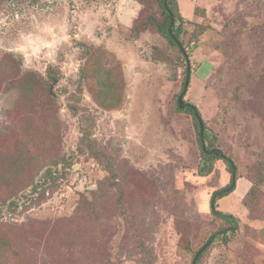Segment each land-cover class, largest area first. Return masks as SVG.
<instances>
[{"label":"rangeland","instance_id":"rangeland-1","mask_svg":"<svg viewBox=\"0 0 264 264\" xmlns=\"http://www.w3.org/2000/svg\"><path fill=\"white\" fill-rule=\"evenodd\" d=\"M175 3L186 57L158 0H0V264H264V0Z\"/></svg>","mask_w":264,"mask_h":264},{"label":"trees","instance_id":"trees-1","mask_svg":"<svg viewBox=\"0 0 264 264\" xmlns=\"http://www.w3.org/2000/svg\"><path fill=\"white\" fill-rule=\"evenodd\" d=\"M161 8H162V19L161 20H156L154 19L152 22L154 23V25L156 26V29L158 31L159 34H161L162 36H164L169 43L175 45L176 47H178V49L180 50V52L184 55V53L181 51L180 47L177 45V43L174 41V39L172 38L171 34H173L178 41L180 42L181 46L182 43L179 39V34L181 32L180 27H174V22L172 25V29H171V34L169 33V26H170V22H171V16H173L174 20L175 18H177V16H179V11L177 8V4L175 3V0H167L166 1V7L164 5V0H158ZM136 32H138L137 29H135ZM183 47V46H182ZM185 56V55H184ZM101 70V66L97 65V68L95 69V71L97 73H95L96 75V79H97V84H98V89H97V99L100 103V105L105 106V107H109L112 108L114 106H116L119 102L120 96L118 94H114L112 91V81L110 80V74L109 72H104L103 68ZM100 71V72H99ZM56 81L55 77H51V82ZM185 83V81H184ZM49 84V85H50ZM25 86V83L23 82V80H20V84L19 87L22 88ZM183 88H184V84H183ZM182 88V90H183ZM23 89V88H22ZM103 93H112V95H109L108 97H106L105 95H103ZM181 93V92H180ZM178 98V97H177ZM178 105V102H177ZM179 109H183L184 111L188 112L189 114H191V116L194 119L195 122V126L196 128H198V140H199V144H200V151H201V155H202V164L200 166V172H204V171H210L211 167H212V159L213 158H219L220 156L215 155L214 153H210L209 150L213 149L212 147H209L208 145L205 144V149L208 151H204L202 146H201V137H200V129H199V123L198 120L195 116V114L193 113V111L191 110L190 107H184V108H180L178 106ZM198 110V109H197ZM199 115V112H198ZM200 116V115H199ZM204 128V126H203ZM208 135L205 132V130H203V138L205 141V138H207ZM222 158V157H221ZM225 165H226V169L227 171L231 174V181L228 185H226L224 188L217 190L215 192V196L217 195V199L225 196L226 194H228L229 192H231L234 189V186H232L231 184L234 182L235 180V164L233 163V161L231 160V158L229 157H225L223 158ZM42 177H44V180H47V175L43 174ZM15 202L13 200L10 199H6L5 201H3L2 205H5L4 208L2 209H7V208H11V206L14 204ZM213 214L218 215L221 218L224 219H228L227 216L219 214L217 212L212 211ZM226 236V232H223L221 234V237H225ZM217 235L213 234L209 237V239L203 244V246L197 250L196 254H195V259L198 260L203 253L206 251V249L210 246V243L214 240V238H216ZM226 239V238H224Z\"/></svg>","mask_w":264,"mask_h":264},{"label":"water","instance_id":"water-1","mask_svg":"<svg viewBox=\"0 0 264 264\" xmlns=\"http://www.w3.org/2000/svg\"><path fill=\"white\" fill-rule=\"evenodd\" d=\"M166 1L167 0H164L165 7L167 5L166 4ZM173 22H174V18H173V16H171V22H170V26L168 28L170 34H171V29H172ZM171 36L174 39V41L177 43V45L180 47L181 51L184 53V55L186 57V53L184 52V48L181 46V44L178 41V39L173 34H171ZM189 73H190V65L187 62V75H186V79H185V83H184V88L181 91V93L178 95L177 102H178V106L180 108L190 107L191 110L193 111V113L195 114V116H196V118L198 120V123H199L200 137H201V146H202V148H203L204 151H208V150L205 149V141H204V138H203V130H204V128H203V121H202V118L198 115L197 107L195 105H193V104H190L188 102H184L183 101L184 93H185L186 88H187L188 83H189ZM209 152L210 153H214L215 155L220 156L222 158H225L226 157V155H224L223 152H222V150L219 149V148L210 149ZM231 185L234 186V182ZM214 200H215V195L211 199V208H212V211L217 212V213L222 214V215H225L228 218H231L235 222V225L234 226L223 228L219 232L220 233H223V232H228V231L235 230L237 228L236 218L233 215H231V214H226L224 212H219L218 210H216V208L214 207Z\"/></svg>","mask_w":264,"mask_h":264}]
</instances>
